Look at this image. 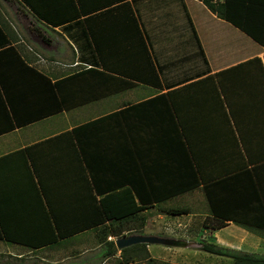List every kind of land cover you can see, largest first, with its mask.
<instances>
[{"label": "crops", "instance_id": "crops-1", "mask_svg": "<svg viewBox=\"0 0 264 264\" xmlns=\"http://www.w3.org/2000/svg\"><path fill=\"white\" fill-rule=\"evenodd\" d=\"M130 4L159 73L162 89L157 90L139 84L130 90L51 114L55 103L48 83L28 80L26 76H22L17 71L18 69L25 71L24 68L14 67L12 63L6 64V60L0 59V158L70 131L77 126L108 117L130 105L188 85L185 89L187 97L183 100L174 97L173 101L180 117L185 122L186 136L190 137V140L194 138V135L201 137L204 144L213 150L211 162L207 159L206 176L212 173L224 176L227 173L242 172L246 168L252 169L254 163L244 165L235 158V155L227 156L225 150L228 148L224 147L222 141H214V135L211 137L212 127L207 117L226 115L223 111L215 110L218 107L212 106L211 100L215 98L210 99V93L215 94V88L213 83L205 78L254 57L261 60L264 68V48L261 47V51L256 53L247 52L241 45L239 40L241 38L237 37L234 31L239 30L218 19L198 0H130ZM31 18L58 35L56 44L52 46L49 45V41L48 43L43 42L35 32L27 30L33 40L45 43L48 50L54 52L56 56L45 60L39 59L36 55L37 59L29 52L30 49L28 51L20 45L18 36L15 47L20 45L17 50L21 58L29 67L47 77L51 83L95 64L96 55L87 38L82 19L62 27L50 28L36 21L32 16ZM224 23L234 30L220 25ZM107 51L109 53V49ZM63 58V62H60L59 60ZM199 80L203 81L200 83ZM196 81L198 84L190 88L189 84ZM234 114L244 128L243 131H247L254 137L250 146L252 161L256 160V165L264 164V108L256 100L238 99L234 106ZM169 119L170 117H162V108L153 105L145 111L141 109L138 112L124 113L120 121L113 119V121L100 123L102 124L99 125L100 129L94 131L90 141L91 184H95L102 191L114 185L117 187H128L131 184L174 185L176 180L173 176L166 177L159 174L160 171L171 167L163 157L178 154L174 148L163 147L162 136L164 133L167 134V126H171ZM40 123L43 124L42 127H34ZM217 131L220 134L224 131V126L220 127L219 121ZM117 133L121 138H114L118 135ZM172 137H174L173 134L170 138ZM169 145L171 147L170 143ZM200 153L203 155V152ZM45 161H48V158H44L43 162ZM2 162L9 170H3L0 173V218L8 235L16 241H32L34 235H39L41 236L40 241H43L44 224L39 199L32 193L31 187L19 185L23 180L17 175V168H14L17 164H24L22 157L18 155ZM257 175L256 180L260 182L264 194V166H261ZM63 183L73 184L72 198L80 200L82 184H86L83 179L73 177L70 180L53 181L50 186V193L53 197L66 199L67 197L64 196L71 195L63 191L62 187H65ZM196 193L202 197L204 210L202 214L190 207L181 206L189 208L191 213L182 215L184 219H187L186 223L177 225L175 230H169L166 227L162 230L154 228L153 231L158 230L157 233L160 230L161 236L155 233L134 234L178 241V244L174 246L147 245V251L155 262L191 264L172 260L175 255L179 256L183 251H192L195 255L197 248H201L205 242H213L218 247L241 252L239 247L245 235L254 233L264 238L262 231L244 229L232 222H226L224 227L215 231L203 228L202 221L207 216V208L200 189L166 199L161 205L147 210L145 214L148 219L143 230L148 226L152 211L159 212L155 220H161L165 216L178 218V216L167 215L161 209L172 208L168 206V202L176 198L191 197ZM193 217L199 219L192 221ZM37 220L40 223H37ZM193 225L199 226L196 230L198 231L195 238L197 242L192 241L194 239V233L191 232ZM239 228L244 230L245 235L239 236L238 243L228 240L227 235H221L226 230L236 231L240 230ZM168 231L174 236H164ZM100 234L101 230L96 228L50 246L37 247L36 250L25 245L6 242L0 237V264H117L121 251L116 250L114 256L108 257L109 249L105 243V241L114 242L116 238L107 236L105 240ZM257 243L254 246H259ZM260 245L264 246V243L260 242ZM153 246H161L162 251L150 254ZM196 257L205 259L203 264H221V260L224 264H229V258L203 251L200 254L197 253Z\"/></svg>", "mask_w": 264, "mask_h": 264}, {"label": "trees", "instance_id": "trees-1", "mask_svg": "<svg viewBox=\"0 0 264 264\" xmlns=\"http://www.w3.org/2000/svg\"><path fill=\"white\" fill-rule=\"evenodd\" d=\"M17 1L36 21L50 28L62 27L82 19L87 38L96 55L97 61L91 67L82 68L51 83L47 77L27 65L17 50L20 46L15 47L17 37L10 35L11 32H7L4 25L5 28L0 26V59L6 60V64L12 63L14 67L24 68L25 71H17L28 80L48 83L55 103L51 114L130 90L139 84L162 89L159 73L146 46L130 0ZM198 1L218 19L227 22L264 48V0ZM34 31L43 42L48 43L38 29L34 28ZM205 79L213 83L215 88V94L210 93V99L215 98L211 100L212 106L218 107L215 110L223 111L226 115L207 117L212 127L211 137L214 135V141L220 140L224 147L228 148L225 150L227 156L235 155L244 165L254 163L252 169L246 168L242 172L227 173L224 176H217L215 173L206 176L207 159L211 162L213 150L204 144L201 137L194 135L190 140V137L186 136L185 122L173 101L174 97L182 100L187 97L185 89L188 85H184L1 157L0 173L9 170L2 161L18 155L22 157L24 164H17L14 168H17L16 173L23 180L19 185L31 187L32 193L39 199L44 240L40 241L39 235H34L32 241L12 240L0 218L1 239L36 250L37 247L50 246L96 228L101 230L100 235L104 236L105 240L107 236L120 238L142 234L148 219L145 214L147 210L161 205L166 199L196 189L201 190L206 201L207 216L202 221L203 228L215 231L224 227L226 222H232L244 229L259 230L264 234V194L260 182L256 180L257 172L264 164L256 165V160L252 161L250 146L254 137L243 131L244 128L234 114L238 99L256 100L264 108L262 62L258 57H254ZM198 82L190 83L189 87L196 86ZM153 105L162 108V117H170L171 126H167L168 131L163 134L162 143L163 147L174 148L178 154L163 157L171 167L163 169L159 174L173 176L176 180L174 185H114L103 191L95 184L92 185L90 141L94 131L100 129V123L113 119L120 121L124 113L138 112L141 109L145 111ZM218 121L220 127L224 126L221 134L217 131ZM171 134L174 137L170 138ZM114 138L121 136L118 134ZM200 152H203L204 156ZM42 158H48V161L43 162ZM73 177H81L86 183L82 184L80 200L72 198L73 184L63 183V191L71 194L64 196L66 199L51 195L50 186L53 181L70 180ZM161 211L169 216L191 213L187 207H172ZM37 223H40L39 220ZM105 243L109 249L107 256H114V242ZM146 246L137 244L123 249L117 264H167L151 259ZM201 250L229 258V264H264V255L231 251L218 247L213 242L203 243Z\"/></svg>", "mask_w": 264, "mask_h": 264}, {"label": "rangeland", "instance_id": "rangeland-1", "mask_svg": "<svg viewBox=\"0 0 264 264\" xmlns=\"http://www.w3.org/2000/svg\"><path fill=\"white\" fill-rule=\"evenodd\" d=\"M31 16L28 14V12L24 9V7H22L19 2L17 0H0V26L3 27V25L6 27L7 32H11L10 35H13V37H17L20 40V45L25 48L26 50L29 51V49L32 53V55H34L36 58L38 55L39 59H45L47 60L49 57H55L56 55L54 54V52L49 51L47 48V45L45 43H43L42 41L38 40H33L30 36H29V31L27 30H31L33 32L34 29H38V31L40 32L41 35L46 36L47 40L49 41V45L54 46L57 42V38L58 35L54 32H52L49 29L44 28L41 24L36 23L34 20L30 19ZM222 23V22H221ZM222 26H224L225 28L229 27L230 29H233L231 26H229L227 23L224 24H220ZM33 26V27H32ZM3 27V28H5ZM236 31V36L241 38L239 39L241 42V45L243 48H245L247 50V52H252V53H256L261 51V47H259L257 44H255L253 41H251L248 37H246L244 34H242L241 32ZM19 45V46H20ZM59 57V55H58ZM38 59V58H37ZM8 60V59H7ZM63 59H60V62H63ZM126 95V94H124ZM123 97V96H122ZM42 123L34 126L35 128L38 127H42ZM24 132V131H23ZM21 132V133H23ZM201 195L200 194H193L191 197H184V198H176L174 200H172V202H168V206L171 207H176V206H187L192 208L194 211H198L199 214H202L204 212L203 210V203H202V199H201ZM159 209V208H158ZM158 212V211H157ZM156 211H152L150 213L151 217L149 218L148 221V226L147 228H145V230L142 231L143 234H153L155 233L158 236H161L162 234H160V230L159 233H157L158 230L153 231L154 228H160L161 230L163 229V227L170 229H176L177 225L180 226V224H184L186 223V218L184 219L183 216H178V218L175 217H168L165 216L164 218H162L161 220H155V218L157 217L156 215H158ZM199 218L198 217H193L192 221H197ZM202 219V218H201ZM154 221V223H153ZM156 222V223H155ZM197 228L199 229V226L193 225L192 226V231L194 233V239L192 241L197 242L198 240L195 239L198 235V231ZM238 229V228H237ZM240 229V228H239ZM244 231V230H243ZM242 229L240 230H226L223 233H221V235H227L229 237H227L228 240H230L231 242H239L240 238L239 236H244L245 232H243ZM161 232H165V231H161ZM167 235L164 236H169V237H173L174 235H171V233L166 232ZM146 236V235H145ZM149 236V235H147ZM257 241H259L257 243ZM261 243H264V238L261 237L260 235L257 234H247L245 235V237L242 239V243H241V247H239V250L241 252H246V253H254L257 255H264V249H261L262 245H260ZM257 243V245L259 246H254V244ZM256 245V244H255ZM156 247V248H155ZM161 246H153L150 250V254H154L155 251H157L158 253H160L162 251V249L160 248ZM197 253H202V250L200 247L197 248ZM197 253L195 255L192 254V251H183L181 253V255L174 257V260H172L173 262L178 261V262H189L191 264H195V262L197 264H203L205 259H202L201 257H196ZM188 260V261H187ZM221 264H224L223 261L221 260Z\"/></svg>", "mask_w": 264, "mask_h": 264}, {"label": "water", "instance_id": "water-1", "mask_svg": "<svg viewBox=\"0 0 264 264\" xmlns=\"http://www.w3.org/2000/svg\"><path fill=\"white\" fill-rule=\"evenodd\" d=\"M137 244H146V245H162V246H174L178 244V241L161 238L156 236H145V235H128L120 238H116L114 245L117 251H122L125 248L137 245Z\"/></svg>", "mask_w": 264, "mask_h": 264}]
</instances>
